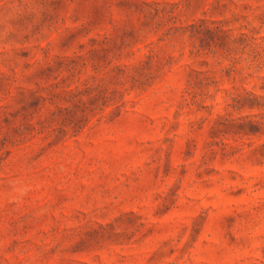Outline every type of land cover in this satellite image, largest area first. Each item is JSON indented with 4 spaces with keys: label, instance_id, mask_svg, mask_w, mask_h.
<instances>
[{
    "label": "rangeland",
    "instance_id": "rangeland-1",
    "mask_svg": "<svg viewBox=\"0 0 264 264\" xmlns=\"http://www.w3.org/2000/svg\"><path fill=\"white\" fill-rule=\"evenodd\" d=\"M0 264H264V0H0Z\"/></svg>",
    "mask_w": 264,
    "mask_h": 264
}]
</instances>
